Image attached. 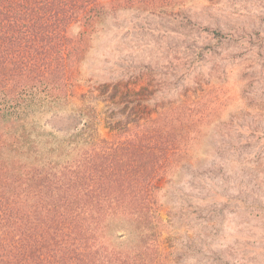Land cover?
I'll use <instances>...</instances> for the list:
<instances>
[{"label": "rangeland", "instance_id": "1", "mask_svg": "<svg viewBox=\"0 0 264 264\" xmlns=\"http://www.w3.org/2000/svg\"><path fill=\"white\" fill-rule=\"evenodd\" d=\"M71 92L42 98L25 116L62 159L172 105L208 108L187 155L162 180L150 235L164 264H264V0L106 12ZM142 231L114 218L105 239L133 247Z\"/></svg>", "mask_w": 264, "mask_h": 264}, {"label": "trees", "instance_id": "2", "mask_svg": "<svg viewBox=\"0 0 264 264\" xmlns=\"http://www.w3.org/2000/svg\"><path fill=\"white\" fill-rule=\"evenodd\" d=\"M179 2L0 0V264H164L150 235L160 185L210 110L195 100L172 105L64 159L41 146L25 116L42 98L71 95L104 13L165 12ZM114 218L146 235L133 247L110 246Z\"/></svg>", "mask_w": 264, "mask_h": 264}]
</instances>
